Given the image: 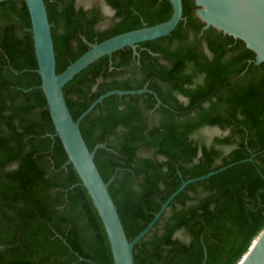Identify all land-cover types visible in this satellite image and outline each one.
Here are the masks:
<instances>
[{"label": "trees", "instance_id": "16d2710c", "mask_svg": "<svg viewBox=\"0 0 264 264\" xmlns=\"http://www.w3.org/2000/svg\"><path fill=\"white\" fill-rule=\"evenodd\" d=\"M59 72L86 41L169 18L168 0H44ZM193 0L168 34L103 54L63 91L131 239L135 264H236L264 226V61L239 38L202 29ZM152 52L158 53L153 54ZM24 0L0 1V264H112L85 187L54 133ZM217 127L223 133L195 136ZM225 131V132H224Z\"/></svg>", "mask_w": 264, "mask_h": 264}, {"label": "water", "instance_id": "95a60500", "mask_svg": "<svg viewBox=\"0 0 264 264\" xmlns=\"http://www.w3.org/2000/svg\"><path fill=\"white\" fill-rule=\"evenodd\" d=\"M1 1V0H0ZM29 13L36 71L40 76V91L43 94L50 114L54 133L67 155V162L74 167L81 183L89 194L101 220L112 264H135L134 244L142 238L166 210L173 197L188 183L206 178L235 163L222 165L204 174L183 180L181 184L162 202L152 219L131 239L126 235L117 206L109 192L111 180H104L94 160L96 143L90 149L80 130V120L94 105L109 94H135L148 90L146 86L137 89H110L100 94L77 118H73L66 103L63 86L75 73L103 54H111L124 46H130L134 54L139 42L170 33L182 15V0H168L172 7L171 15L164 21L145 24L142 27L126 30L100 41H86L88 47L78 57L70 61L63 70L56 71V61L51 22L48 19L44 0H24ZM195 14L203 21L202 29L213 26L224 34L242 40L254 52V63L264 61V0H193ZM153 54H158L152 52ZM236 264H264V226L255 235L246 251Z\"/></svg>", "mask_w": 264, "mask_h": 264}, {"label": "rangeland", "instance_id": "374dc122", "mask_svg": "<svg viewBox=\"0 0 264 264\" xmlns=\"http://www.w3.org/2000/svg\"><path fill=\"white\" fill-rule=\"evenodd\" d=\"M78 3H82L85 6H88L93 0H76ZM102 7L105 11L106 14H110L111 10L109 8H107V6H105V2L104 0H100ZM225 132V131H224ZM219 133H223V131H221L220 129H218L217 127H206L201 129L198 133L195 134V136H200L204 139H208L212 134H219Z\"/></svg>", "mask_w": 264, "mask_h": 264}, {"label": "flooded vegetation", "instance_id": "af4514ba", "mask_svg": "<svg viewBox=\"0 0 264 264\" xmlns=\"http://www.w3.org/2000/svg\"><path fill=\"white\" fill-rule=\"evenodd\" d=\"M105 6H107V8H109L111 10V8L105 3Z\"/></svg>", "mask_w": 264, "mask_h": 264}]
</instances>
